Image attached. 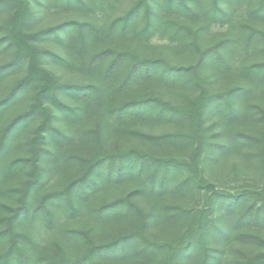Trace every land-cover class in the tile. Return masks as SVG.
<instances>
[{"label":"trees","instance_id":"16d2710c","mask_svg":"<svg viewBox=\"0 0 264 264\" xmlns=\"http://www.w3.org/2000/svg\"><path fill=\"white\" fill-rule=\"evenodd\" d=\"M121 2L0 0V264H264V0Z\"/></svg>","mask_w":264,"mask_h":264},{"label":"rangeland","instance_id":"374dc122","mask_svg":"<svg viewBox=\"0 0 264 264\" xmlns=\"http://www.w3.org/2000/svg\"><path fill=\"white\" fill-rule=\"evenodd\" d=\"M134 0H123V2H121L120 7H118L117 10H115V12L113 13V15L115 14H122L124 11H126L129 6L132 4ZM56 11L53 10L51 11V13H49L48 15H44L40 18V20L38 21V23L36 24V28H44V27H48L51 25L56 24L57 22H60L61 20H66L69 18V15L66 14H58L55 13ZM4 18V16L0 17V19ZM219 29H214V31H218ZM153 44H161L160 41L154 40ZM46 47H50L53 50L56 49L55 47L49 45H46ZM11 59V54L10 53H1L0 54V64L7 62ZM48 69L50 71H52L54 73V75L61 81V82H70V81H81L78 77L72 75V74H68V73H64L61 70H58L54 67L49 66ZM21 78V76H17V75H13L10 76L9 78H7L5 80V82L3 84L0 85V99L2 97H4L7 92L10 90V88L15 84V82H17V80H19ZM31 103L30 99H22L21 101H19L16 105L13 106V108L8 109L2 116V118L0 119V127L5 125L8 121H10L14 116H16L19 113H22L23 111H25L29 105ZM35 126H31V128L27 129L26 131V136L28 137L31 135V133L33 132ZM115 146V144L113 145ZM237 160V158L232 157L231 159L227 160V168L230 167L232 165V163H234ZM241 167V166H240ZM226 168V169H227ZM225 169V168H224ZM209 174V172H208ZM225 177L228 180V177L225 175ZM230 179V177H229ZM254 185V186H260L262 185V179H260V177H258V175H256L255 173L252 172V174H240L238 176V178L236 179V181L230 183L228 185L229 190H231V192L236 191L237 189L240 188V186H244V185ZM232 187V188H230Z\"/></svg>","mask_w":264,"mask_h":264}]
</instances>
